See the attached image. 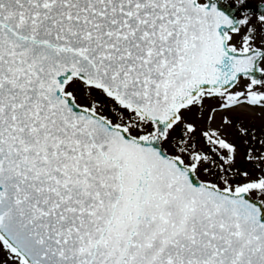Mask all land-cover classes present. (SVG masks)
Here are the masks:
<instances>
[{
  "label": "snow or ice",
  "instance_id": "snow-or-ice-1",
  "mask_svg": "<svg viewBox=\"0 0 264 264\" xmlns=\"http://www.w3.org/2000/svg\"><path fill=\"white\" fill-rule=\"evenodd\" d=\"M0 264H264V0H0Z\"/></svg>",
  "mask_w": 264,
  "mask_h": 264
}]
</instances>
